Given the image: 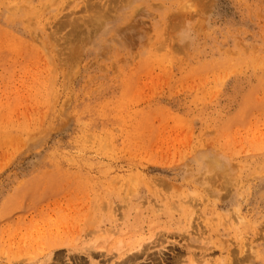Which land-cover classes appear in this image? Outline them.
Returning a JSON list of instances; mask_svg holds the SVG:
<instances>
[{
	"label": "rangeland",
	"instance_id": "obj_1",
	"mask_svg": "<svg viewBox=\"0 0 264 264\" xmlns=\"http://www.w3.org/2000/svg\"><path fill=\"white\" fill-rule=\"evenodd\" d=\"M132 252L264 264V0H0V264Z\"/></svg>",
	"mask_w": 264,
	"mask_h": 264
},
{
	"label": "bare ground",
	"instance_id": "obj_2",
	"mask_svg": "<svg viewBox=\"0 0 264 264\" xmlns=\"http://www.w3.org/2000/svg\"><path fill=\"white\" fill-rule=\"evenodd\" d=\"M111 4V3H110ZM104 7V6H103ZM106 7H109V6H106ZM105 9V8H104ZM103 9V10H104ZM107 9V8H106ZM104 15H106L105 14V11H101V12H96L93 16H89L88 18H85L84 20H83V24L82 25H84L85 27H98L99 25H102V24H100L103 20H104V18H102V17H105ZM134 16V15H133ZM78 18V17H77ZM76 18V19H77ZM132 18V17H131ZM128 21V20H127ZM130 22H133V21H131L130 20ZM126 23V22H125ZM128 23V22H127ZM82 25H80V26H77V25H75V27H81ZM124 25V24H123ZM122 26V25H121ZM218 158V157H217ZM210 166H212V165H210ZM96 241V240H95ZM94 241V242H95ZM118 243H121V241H119ZM95 244V243H94ZM93 244V245H94ZM55 245V244H54ZM88 246V245H87ZM124 246V245H123ZM140 246V248H142L141 246L142 245H139ZM52 247V246H51ZM74 247V246H73ZM83 247V246H82ZM92 247V246H91ZM140 248H137V249H135V250H140ZM52 249V248H51ZM88 248H86V250H87ZM91 249V248H90ZM118 249H120V248H118ZM89 250V249H88ZM90 251V250H89ZM49 252H50V250H49ZM87 252V251H86ZM91 252V251H90ZM88 253L87 252V254H91V253ZM54 253V251L53 250H51V252H50V254H49V258L50 259H53V258H51V256H52V254ZM138 257H139V252H132V254H130L125 260H124V262L122 263V264H133L137 259H138ZM47 262V261H46ZM44 263V264H47V263ZM198 262V261H197Z\"/></svg>",
	"mask_w": 264,
	"mask_h": 264
}]
</instances>
